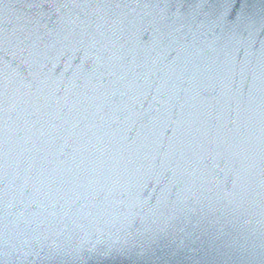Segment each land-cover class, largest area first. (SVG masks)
Segmentation results:
<instances>
[{
	"label": "water",
	"instance_id": "1",
	"mask_svg": "<svg viewBox=\"0 0 264 264\" xmlns=\"http://www.w3.org/2000/svg\"><path fill=\"white\" fill-rule=\"evenodd\" d=\"M0 264H264V0H0Z\"/></svg>",
	"mask_w": 264,
	"mask_h": 264
}]
</instances>
